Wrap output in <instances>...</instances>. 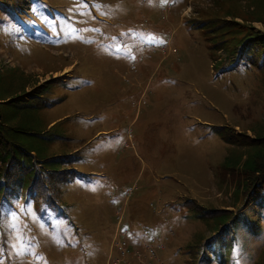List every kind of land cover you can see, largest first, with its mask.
<instances>
[{"label": "rangeland", "instance_id": "374dc122", "mask_svg": "<svg viewBox=\"0 0 264 264\" xmlns=\"http://www.w3.org/2000/svg\"><path fill=\"white\" fill-rule=\"evenodd\" d=\"M221 1L0 0L4 137L48 169L77 152L53 206L0 191V264H138L135 252L145 264L264 261V216L261 235L252 225L264 196L228 207L219 236L182 207L232 203L224 167L240 168V133L264 117L253 76L213 67L193 27Z\"/></svg>", "mask_w": 264, "mask_h": 264}, {"label": "trees", "instance_id": "16d2710c", "mask_svg": "<svg viewBox=\"0 0 264 264\" xmlns=\"http://www.w3.org/2000/svg\"><path fill=\"white\" fill-rule=\"evenodd\" d=\"M216 6L209 15L198 11L193 27L209 45L210 55L216 62L213 67L228 76H253L252 83L256 84V91L263 98L264 109V31L254 26V23H260L264 27V0H246L244 3L224 0ZM223 7L224 12L221 11ZM250 130L254 134H248ZM227 132L234 134L231 129L224 134ZM240 136L249 145L245 158L244 154L240 157L242 165L238 169L224 167V180L228 177L234 185L230 195H233L232 203L223 205V208H205L193 199L182 203L183 209L193 213L196 219L212 224L218 230L216 236L221 234V227L232 221L235 211L228 207H234L240 200L243 205L248 200L251 202L264 196V117L251 123L241 131ZM76 154H64L61 156L63 162L57 161L50 169L44 168L42 164L48 158L37 161L31 153L24 154L21 147L4 137L0 126V191L4 195L26 193L27 199L35 205L53 206L58 201L61 188L70 183L77 173L73 165L77 162ZM247 206L248 203L244 205L245 209H239L245 211ZM263 216L264 211L253 220L254 231L259 229V218ZM255 235L261 234L257 231Z\"/></svg>", "mask_w": 264, "mask_h": 264}, {"label": "built area", "instance_id": "2783aa9c", "mask_svg": "<svg viewBox=\"0 0 264 264\" xmlns=\"http://www.w3.org/2000/svg\"><path fill=\"white\" fill-rule=\"evenodd\" d=\"M118 223V222H117ZM120 236L122 237H125V233L124 232H120V228H117L116 229V233H115V236L113 238V248H117L119 249L120 251H123L124 252V249L126 247V240L124 238L120 239ZM129 240V239H128ZM153 241L151 242H143L141 241V247L147 251V255H149L150 257H152L153 259H156V261L159 263V260L157 259V255L155 254V248H154V245L152 244ZM134 257H135V261H137L138 264H145L143 262V259L141 258V253H134L133 254ZM110 259V257H109Z\"/></svg>", "mask_w": 264, "mask_h": 264}, {"label": "flooded vegetation", "instance_id": "af4514ba", "mask_svg": "<svg viewBox=\"0 0 264 264\" xmlns=\"http://www.w3.org/2000/svg\"><path fill=\"white\" fill-rule=\"evenodd\" d=\"M141 82L144 83V79H143V78H142ZM131 84H132V83H131ZM138 86H139L138 84H136V85H133V84H132V85H131V88L137 90V89H138ZM132 103H134V102L131 101V104H132ZM134 104H135V103H134Z\"/></svg>", "mask_w": 264, "mask_h": 264}, {"label": "bare ground", "instance_id": "6f19581e", "mask_svg": "<svg viewBox=\"0 0 264 264\" xmlns=\"http://www.w3.org/2000/svg\"><path fill=\"white\" fill-rule=\"evenodd\" d=\"M66 71H67V68H66ZM140 242H141V240H140Z\"/></svg>", "mask_w": 264, "mask_h": 264}]
</instances>
